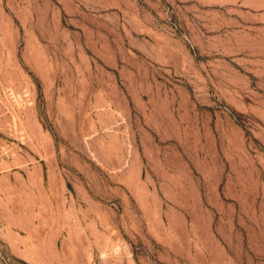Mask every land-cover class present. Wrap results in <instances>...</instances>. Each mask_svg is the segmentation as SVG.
I'll return each mask as SVG.
<instances>
[{
	"label": "rangeland",
	"instance_id": "374dc122",
	"mask_svg": "<svg viewBox=\"0 0 264 264\" xmlns=\"http://www.w3.org/2000/svg\"><path fill=\"white\" fill-rule=\"evenodd\" d=\"M0 264H264V0H0Z\"/></svg>",
	"mask_w": 264,
	"mask_h": 264
}]
</instances>
